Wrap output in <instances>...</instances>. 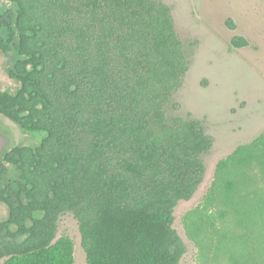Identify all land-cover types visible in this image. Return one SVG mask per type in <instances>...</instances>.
I'll return each instance as SVG.
<instances>
[{
	"label": "trees",
	"instance_id": "trees-1",
	"mask_svg": "<svg viewBox=\"0 0 264 264\" xmlns=\"http://www.w3.org/2000/svg\"><path fill=\"white\" fill-rule=\"evenodd\" d=\"M5 2L0 51L17 53L8 76L19 87L0 90V114L43 136L0 158L2 264H73L72 240H54L64 212L77 220L86 264H180L173 208L202 181L212 137L198 119L171 112L189 60L170 7ZM247 45L241 35L229 42Z\"/></svg>",
	"mask_w": 264,
	"mask_h": 264
},
{
	"label": "rangeland",
	"instance_id": "rangeland-1",
	"mask_svg": "<svg viewBox=\"0 0 264 264\" xmlns=\"http://www.w3.org/2000/svg\"><path fill=\"white\" fill-rule=\"evenodd\" d=\"M160 1L171 9L189 60L173 96L179 106L171 112L198 119L212 137L201 156L202 181L173 208L172 227L185 245L180 264H264V0ZM5 3L0 0V6ZM233 35L248 45L230 48ZM17 58L13 49L0 51L2 91L19 87L8 76ZM42 136L0 114V158L13 146H37ZM5 166L7 176L16 178L15 166ZM6 218L0 202V220ZM60 236L72 240L73 264H86L70 212L57 219L54 240Z\"/></svg>",
	"mask_w": 264,
	"mask_h": 264
}]
</instances>
